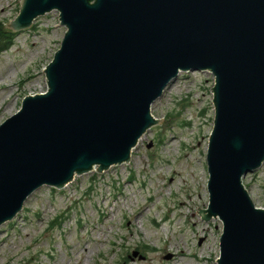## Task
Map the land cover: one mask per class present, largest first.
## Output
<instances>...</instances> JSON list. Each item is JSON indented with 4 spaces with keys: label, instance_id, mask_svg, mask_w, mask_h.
<instances>
[{
    "label": "water",
    "instance_id": "water-1",
    "mask_svg": "<svg viewBox=\"0 0 264 264\" xmlns=\"http://www.w3.org/2000/svg\"><path fill=\"white\" fill-rule=\"evenodd\" d=\"M12 30L57 10L66 27L47 90L0 124V225L34 190L128 161L151 104L180 72L209 71L208 204L215 264H264V209L242 178L264 162V0H22Z\"/></svg>",
    "mask_w": 264,
    "mask_h": 264
},
{
    "label": "rangeland",
    "instance_id": "rangeland-1",
    "mask_svg": "<svg viewBox=\"0 0 264 264\" xmlns=\"http://www.w3.org/2000/svg\"><path fill=\"white\" fill-rule=\"evenodd\" d=\"M21 1L0 0V25L15 34L0 55V124L23 97L47 90L43 68L67 30L57 10L12 30ZM213 85L207 70L180 72L151 104L160 124L138 139L127 162L34 190L0 225V264H215L222 223L197 213L209 197ZM242 182L264 208V162Z\"/></svg>",
    "mask_w": 264,
    "mask_h": 264
},
{
    "label": "trees",
    "instance_id": "trees-1",
    "mask_svg": "<svg viewBox=\"0 0 264 264\" xmlns=\"http://www.w3.org/2000/svg\"><path fill=\"white\" fill-rule=\"evenodd\" d=\"M15 34L12 31L2 28L0 25V55L13 44ZM57 227H60L61 221L58 219Z\"/></svg>",
    "mask_w": 264,
    "mask_h": 264
}]
</instances>
